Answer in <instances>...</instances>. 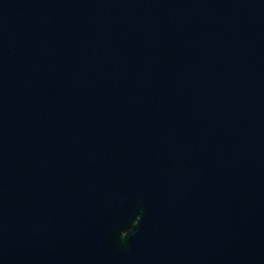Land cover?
Returning <instances> with one entry per match:
<instances>
[{
  "label": "water",
  "instance_id": "water-1",
  "mask_svg": "<svg viewBox=\"0 0 264 264\" xmlns=\"http://www.w3.org/2000/svg\"><path fill=\"white\" fill-rule=\"evenodd\" d=\"M0 264H264V0H0Z\"/></svg>",
  "mask_w": 264,
  "mask_h": 264
}]
</instances>
